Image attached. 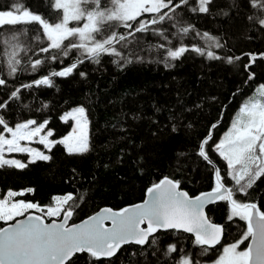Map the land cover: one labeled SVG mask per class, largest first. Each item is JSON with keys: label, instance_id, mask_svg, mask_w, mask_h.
<instances>
[{"label": "trees", "instance_id": "trees-1", "mask_svg": "<svg viewBox=\"0 0 264 264\" xmlns=\"http://www.w3.org/2000/svg\"><path fill=\"white\" fill-rule=\"evenodd\" d=\"M15 2L0 0V10H10ZM22 2L49 22L61 18L62 10L54 8V0ZM178 2L173 0V4ZM105 6L111 7L110 0H101V7ZM198 7L199 0H188L187 5L176 9L173 19L150 24L145 32H134L138 26L134 22H129L133 23L131 29L116 25L115 30L128 37L127 47L123 46L125 42L115 45L124 58L102 54L97 63L83 57L84 62L67 77L50 74L74 63L80 56L78 50L51 60L59 53L55 49L39 51L50 42L35 22L0 30V78L6 80L0 85V103H7L0 115L8 126L47 120L46 130L54 133L50 138L59 140L72 133L74 122L62 119L72 109L84 107L89 122L86 152L69 153L64 145L55 144L44 150L51 156L49 161H31L25 153L12 154L27 166L0 167V195L6 196L8 191L23 193L15 200L39 204L47 211L48 206H54L55 196L72 194V223H77L104 207L120 211L144 201L147 189L164 177L178 180L180 188L192 197L212 191L219 169L221 182L233 189L234 199L255 202L264 211V176L247 189V194L238 191L226 160L215 148L239 109L264 84V25L259 22L264 19V9L252 7V0H209L207 12L192 11ZM163 11L171 14L170 9ZM154 15L143 14L138 19L150 21ZM83 23L72 21L69 26L81 27ZM184 27L190 29L188 33L180 31ZM23 28H27L26 34L12 41L23 49L17 56L21 63L17 72L9 75L7 52L12 49L4 41ZM216 41L222 47H215ZM180 46L189 50L178 59L167 56L169 49ZM194 47L205 53L213 50L221 58L209 59L193 51ZM36 59L44 63L33 70L31 62ZM46 75L53 80L51 87H23ZM17 89L19 98H12L11 93ZM5 131L0 125V134ZM208 136L212 139L205 151L211 163L199 155L200 145ZM230 214L228 201L207 209L209 220L225 230L222 243L215 248L196 245L195 237L185 233L159 230L149 243L122 246L112 259L96 260L84 252L67 264H179L186 255L194 264H205L219 256L223 245L243 238L247 231V221L229 219ZM42 216L46 217L44 213ZM8 223L0 220V229ZM172 244L177 251L169 253Z\"/></svg>", "mask_w": 264, "mask_h": 264}, {"label": "snow or ice", "instance_id": "snow-or-ice-1", "mask_svg": "<svg viewBox=\"0 0 264 264\" xmlns=\"http://www.w3.org/2000/svg\"><path fill=\"white\" fill-rule=\"evenodd\" d=\"M209 0H199V7L192 11L207 12L206 5ZM92 7L89 8L88 5ZM111 7H101V0H54V8L62 10L59 22H49L41 15L35 14L25 7L22 0L11 5L10 10H0V30L17 25L38 23L50 42L47 47L39 49L40 52L48 53L55 49L59 55H53L51 60H57L60 56L67 57L76 49L80 56L74 63L64 67L60 71L51 72V77H67L76 70L79 64L84 62L83 57L99 62L102 54L115 55L124 58L123 52L119 51L116 44L124 43L127 47L128 37L115 30L116 25H122L131 29L134 22L137 27L134 32H145L149 25H156L167 19H173L176 9L188 4V0H179L173 4V0H110ZM253 7L264 9V0H252ZM170 9L169 12L163 11ZM144 13L155 14L150 21L139 20ZM82 27H69L70 21H81ZM264 25V19L260 21ZM188 27L181 28L183 33L189 32ZM27 28L14 31L9 39L4 41L12 51L7 52V65L9 75L17 72V66L21 63L17 59L18 50L21 49L18 41L20 35H24ZM130 32L129 35H134ZM2 34V33H0ZM163 35V33H160ZM205 36L208 34L205 33ZM39 39V37H37ZM214 39V38H210ZM68 44H65V41ZM163 47V45H161ZM215 47H222L218 41ZM189 49L180 46L175 50L169 49L167 56L171 59L180 58ZM193 51L200 55H207L209 59H220L213 51H207L200 47H194ZM237 59H239L237 57ZM255 60V57H252ZM131 62V61H128ZM232 62V58H228ZM44 63L41 59L31 62V68L36 70ZM84 75V73H80ZM50 76H43L30 84L23 85L31 88L33 85H45L51 87L53 80ZM6 83L0 78V85ZM12 98H19V89L11 93ZM7 103H0V109L6 108ZM75 121L72 133L63 139L52 140L54 135L48 130L45 135L40 133L45 129L48 121L37 124L36 120H28L18 123L15 128L9 127L4 117L0 115V125L8 133L11 139L0 134V167L5 165L25 168L27 165L18 159H6L8 153H32L33 161L51 160L50 155H45L34 148L22 146L21 141H31L39 136V143L51 148L55 144H62L69 153H83L88 151V117L84 107H77L62 116L67 122ZM34 126V127H30ZM211 136L204 139L200 145L199 155L211 163L205 145H209ZM216 151L227 161L231 170V179L238 186V191L247 194L256 180L264 176V84L257 89V95L245 102L232 123L230 131L218 144ZM31 162V161H30ZM215 187L211 192L202 193L200 196L190 197L186 191L180 190V182L169 177H164L158 183L147 189L148 200L144 203L126 207L120 211L104 209L102 213L89 217L81 224L68 226L69 219L73 216L74 205L69 201L74 200L72 194L55 196V206H48L47 211L39 204L19 200L10 202L9 199L0 198V220L9 221L21 216L29 209H37L48 217H56L63 212V221L51 224L46 223L43 216H29L27 221H18L15 225L6 229H0V264H67L77 253L87 252L96 260L111 258L117 254L123 245L149 243V237L161 229L183 230L194 233L195 243L201 246H215L219 244L223 235V226L212 223L206 216L204 209L209 203L215 201H228L231 205V214L228 217H240L247 221V231L243 240L252 238V244L245 251H237L243 240L229 244L223 248V254L214 264H264V211L255 203H243L234 199L233 189L226 187L221 182L219 169L215 171ZM244 182V183H242ZM27 191L31 192L32 189ZM23 193L8 191L9 198L22 195ZM64 205H68L67 208ZM105 220L112 221V227L104 226ZM147 225L142 227V225ZM155 243V240H152ZM177 251L176 245L168 246V252ZM207 248H205V253ZM179 264H194L189 256H184ZM198 264V262H197Z\"/></svg>", "mask_w": 264, "mask_h": 264}, {"label": "rangeland", "instance_id": "rangeland-1", "mask_svg": "<svg viewBox=\"0 0 264 264\" xmlns=\"http://www.w3.org/2000/svg\"><path fill=\"white\" fill-rule=\"evenodd\" d=\"M144 14H149V15H151V14H153V13H144ZM70 22H72V21H70ZM70 22H69V24H70ZM84 23H85V21H84ZM83 23V24H84ZM83 24H82V26H83ZM69 26V25H68ZM81 26V27H82ZM70 27V26H69ZM257 95V90L254 92V94L250 97V99L251 98H253L254 96H256ZM249 99V100H250ZM248 100V101H249ZM75 109V108H74ZM73 110V109H72ZM71 110V111H72ZM70 111V112H71ZM69 120H72L71 118L69 119ZM235 120V119H234ZM234 120L232 121V123L234 122ZM73 122H74V124H73V128H75V121L74 120H72ZM232 123H231V126H232ZM231 126H230V128L222 135V137H221V139H220V141L222 140V139H224V137H225V135L230 131V129H231ZM30 127H34V126H30ZM48 130H46V128L40 133V136H43V135H45L46 134V132H47ZM72 131H73V129H72ZM87 132H88V129H87ZM5 137L6 138H8V139H11V133H6L5 134ZM49 139H51L50 137H49ZM219 141V142H220ZM21 143V145L22 146H27V147H30V148H34V149H36V150H38V151H40V152H43L44 154H45V149H49V148H47V147H45V145H43V144H41V143H39V136H37V137H34L31 141H27V140H24V141H21L20 142ZM88 145H89V134H88ZM15 153V152H14ZM14 153H8L7 151H5V153H4V156H5V158L6 159H15L14 157H12L11 155L12 154H14ZM25 154H28V156H29V159L31 160V161H33V155L34 154H32V153H25ZM46 155V154H45ZM35 160H39L38 158H36ZM34 160V161H35ZM227 162V161H226ZM230 172H231V170H230ZM0 198H3V199H9L10 200V202H16V200H15V197H11V198H9L7 195L6 196H1L0 195ZM56 203V202H55ZM55 203H54V206H55ZM65 206V205H64ZM39 213V214H41L42 215V212H40L39 210H37V209H29V210H27L26 212H24V214L23 215H21V216H17L16 218H20V217H22V216H24L25 214H28V213ZM46 212V211H45ZM44 215H45V213H44ZM46 216V215H45ZM61 216H63V212H61L60 213V215H58V216H56V217H48V216H46L45 218H47V219H51V220H57L58 218H60ZM236 217H238V216H236ZM15 218V219H16ZM15 219H13V220H15ZM13 220H9V221H4V220H1V221H4V222H12ZM241 240H243V238H241V239H239V240H237V241H235V242H232V243H228V244H225V245H223V247H222V250H221V252H220V254H219V256L214 260V261H211V262H208V263H205V264H214V262L216 261V260H218L219 259V257L223 254V248L224 247H226L227 245H229V244H233V243H236V242H238V241H241ZM248 248V246H246V244H245V240H243V243H240L239 244V247L237 248V251H245L246 249Z\"/></svg>", "mask_w": 264, "mask_h": 264}, {"label": "water", "instance_id": "water-1", "mask_svg": "<svg viewBox=\"0 0 264 264\" xmlns=\"http://www.w3.org/2000/svg\"><path fill=\"white\" fill-rule=\"evenodd\" d=\"M226 186V185H225ZM227 187V186H226ZM180 190H182V191H185V190H183V189H181L180 188ZM187 192V191H186ZM208 192H211V191H208ZM208 192H205V193H208ZM188 193V192H187ZM189 194V193H188ZM201 195V194H200ZM200 195H198V196H200ZM190 196V195H189ZM190 197H192V196H190ZM194 197H196V196H194ZM193 197V198H194ZM146 200H148V193L146 194V197H145V199H144V201H142V202H140V203H136V204H134V205H137V204H141V203H144ZM220 200H218V201H215L214 203H209V204H207L206 206H205V209H204V212H205V214H206V216L208 217V215H207V209L209 208V207H211V206H214V205H216L218 202H219ZM134 205H131V206H129V207H132V206H134ZM104 209H112L113 211H119V210H115V209H113V208H110V207H104V208H101L99 211H97L96 213H94L93 215H91V216H94V215H97V214H100V213H102V211L104 210ZM29 216H42V215H40V214H38V213H29V214H27V215H25V216H23V217H21V218H18V219H16L15 221H13V222H10V223H8L6 226H4L2 229H6V228H9L10 226H13V225H15L18 221H27V219H28V217ZM90 216V217H91ZM73 217V216H72ZM72 217L69 219V221H68V226H72V225H78V224H81L83 221H85V220H87L88 218H86V219H84V220H82V221H80V222H77V223H72ZM209 219V218H208ZM44 220H45V222L46 223H49V224H51L53 221H55L56 223H61L62 221H63V217L60 219V220H50V221H48L45 217H44ZM213 223V222H212ZM104 226L105 227H107V228H111L112 227V221L111 220H105L104 221ZM147 225L145 224V225H142V227H146ZM161 230H163V229H161ZM168 230H175V229H168ZM163 231H167V230H163ZM175 231H177V232H181V233H185V234H188V235H191V236H194L195 237V235H194V233H188V232H185V231H183L182 229L181 230H175ZM154 235V234H153ZM224 235H225V230H224V227H223V235H222V238H221V241H220V243L219 244H216L215 246H211V247H218L221 243H222V241H223V238H224ZM152 237V236H151ZM151 237H149V239L151 238ZM251 244H252V238H250V242H249V246H251ZM128 245H137V244H126V245H123V246H128ZM248 246V247H249ZM119 253V251L117 252V254ZM77 254H82V253H77ZM77 254H75V255H77ZM116 254V255H117ZM74 255V256H75ZM115 255V256H116ZM73 256V257H74ZM115 256H113V257H111V258H104V259H112V258H114ZM73 257L68 261V262H70L72 259H73ZM67 262V263H68Z\"/></svg>", "mask_w": 264, "mask_h": 264}, {"label": "bare ground", "instance_id": "bare-ground-1", "mask_svg": "<svg viewBox=\"0 0 264 264\" xmlns=\"http://www.w3.org/2000/svg\"><path fill=\"white\" fill-rule=\"evenodd\" d=\"M253 7V6H252ZM257 10V9H256ZM261 12H263V11H261ZM257 17V16H256ZM31 35V34H30ZM173 36V35H172ZM132 41V40H131ZM134 42V41H133ZM133 44V43H132ZM141 45V44H140ZM129 46V45H128ZM126 50V49H125ZM130 50V49H129ZM213 51V50H212ZM128 52V51H127ZM136 53V52H135ZM130 57V56H129ZM263 57H264V54H263ZM145 61V60H144ZM134 63V62H133ZM33 73V72H32ZM232 117H233V115H232ZM221 118V117H220ZM231 121V120H230ZM217 124V123H216ZM4 167V166H3ZM230 172V171H229ZM214 175V174H213ZM229 176V175H228ZM213 177V176H212ZM231 181V180H230ZM212 182H213V180H212ZM234 191H236V190H234ZM250 199V198H249ZM255 203V202H254ZM67 208V207H66ZM230 230V229H229ZM174 232V231H173ZM154 237V236H153ZM249 240V239H248ZM197 245V244H196ZM201 247H203V246H201ZM204 248V247H203ZM206 254V253H205ZM107 260V259H106Z\"/></svg>", "mask_w": 264, "mask_h": 264}, {"label": "flooded vegetation", "instance_id": "flooded-vegetation-1", "mask_svg": "<svg viewBox=\"0 0 264 264\" xmlns=\"http://www.w3.org/2000/svg\"><path fill=\"white\" fill-rule=\"evenodd\" d=\"M251 238V237H250ZM250 242V241H249ZM248 246H249V244H248Z\"/></svg>", "mask_w": 264, "mask_h": 264}]
</instances>
